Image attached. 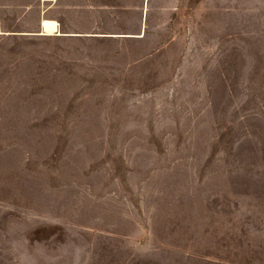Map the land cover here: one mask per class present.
Here are the masks:
<instances>
[{
    "label": "rangeland",
    "instance_id": "obj_1",
    "mask_svg": "<svg viewBox=\"0 0 264 264\" xmlns=\"http://www.w3.org/2000/svg\"><path fill=\"white\" fill-rule=\"evenodd\" d=\"M45 1L0 0V264H264V0Z\"/></svg>",
    "mask_w": 264,
    "mask_h": 264
},
{
    "label": "bare ground",
    "instance_id": "obj_2",
    "mask_svg": "<svg viewBox=\"0 0 264 264\" xmlns=\"http://www.w3.org/2000/svg\"><path fill=\"white\" fill-rule=\"evenodd\" d=\"M45 1V0H44ZM52 1V0H50ZM55 27H56V23L54 21H48V20H43L42 21V30L44 32H53L55 31ZM2 29H1V25H0V34H2Z\"/></svg>",
    "mask_w": 264,
    "mask_h": 264
},
{
    "label": "crops",
    "instance_id": "obj_3",
    "mask_svg": "<svg viewBox=\"0 0 264 264\" xmlns=\"http://www.w3.org/2000/svg\"><path fill=\"white\" fill-rule=\"evenodd\" d=\"M54 1H55V0H54ZM45 2H52V1H45ZM43 19H44V18H43ZM43 19H42V20H43ZM42 20H41V21H42ZM46 20H50V19H46ZM41 21H40V30H41ZM52 21H54V20H52ZM57 24H58V23H57ZM58 30H59V29H58ZM59 31H60V30H59ZM60 33H61V32H60ZM48 36H49V35H48Z\"/></svg>",
    "mask_w": 264,
    "mask_h": 264
}]
</instances>
